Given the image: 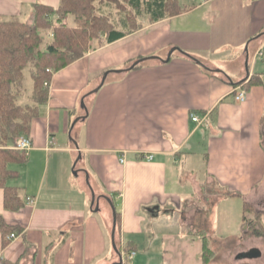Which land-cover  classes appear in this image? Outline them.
Wrapping results in <instances>:
<instances>
[{
    "label": "crops",
    "instance_id": "obj_1",
    "mask_svg": "<svg viewBox=\"0 0 264 264\" xmlns=\"http://www.w3.org/2000/svg\"><path fill=\"white\" fill-rule=\"evenodd\" d=\"M33 2L57 8L60 0H0V16L24 19L27 10L29 20ZM178 3L179 12L159 20L145 13L141 27L52 71L48 97L23 133L31 147L0 172V214L23 227L7 243L0 231V261L117 264L106 195L116 209L117 245L132 242L135 254L141 233L154 231L159 218L173 221L161 240L164 264H204L203 235L209 243L218 228L213 247L232 233L241 234L234 244L255 238L244 235L243 203L264 204V0ZM151 55L157 57L112 70ZM106 70L103 85L90 93ZM240 86L246 88L242 101L235 98ZM82 97L88 112L70 130L86 113ZM74 130L76 140L69 137ZM6 146L15 148L14 141ZM208 185L220 191L212 218L200 200ZM6 186L16 187L19 208L5 206ZM229 203L240 204L234 230L223 207Z\"/></svg>",
    "mask_w": 264,
    "mask_h": 264
},
{
    "label": "trees",
    "instance_id": "obj_2",
    "mask_svg": "<svg viewBox=\"0 0 264 264\" xmlns=\"http://www.w3.org/2000/svg\"><path fill=\"white\" fill-rule=\"evenodd\" d=\"M32 22L19 15L0 16V172L8 171L7 161L25 154L17 148L7 147L10 142L27 133L31 119L39 104L48 97V86L53 70L84 56L89 49L103 42H112L142 26L141 16L159 20L181 9L178 0H60L57 8L33 2ZM72 18V23L69 21ZM48 31V34L46 32ZM105 35V40H103ZM28 67L33 79L31 100L22 103L25 74ZM46 82V83H45ZM5 206L19 208L23 199L15 186H6ZM248 201L243 203L244 235L256 234L264 238L261 215ZM249 210L253 216L248 218ZM23 227L8 223L0 214V231L7 243L9 234ZM202 258L208 264L213 253L206 235H203ZM119 249L133 250L128 242ZM0 264H19L2 259ZM250 264V263H246Z\"/></svg>",
    "mask_w": 264,
    "mask_h": 264
},
{
    "label": "rangeland",
    "instance_id": "obj_3",
    "mask_svg": "<svg viewBox=\"0 0 264 264\" xmlns=\"http://www.w3.org/2000/svg\"><path fill=\"white\" fill-rule=\"evenodd\" d=\"M182 3L183 2H193L195 0H180ZM27 10L24 11L22 13V17L24 18V20H28L27 17ZM31 17L29 18L28 22H32L33 20V16H34V9L32 8V12H31ZM46 34H48V31L46 32ZM92 49H89V51ZM88 51V52H89ZM87 52V53H88ZM24 74H25V80H24V86L22 87V95L19 97V101L24 103L26 102L29 97V95L32 92V86H33V82H32V78L30 75V70L28 67L25 68L24 70ZM29 101V100H28ZM81 104V102H80ZM76 118V117H75ZM74 118V119H75ZM74 119L71 121V125L72 122L74 121ZM78 130V128H77ZM77 130H74L72 134H69V137L73 138L76 140V134H77ZM76 145V144H75ZM78 153L75 155L74 159H73V164L75 162V159L77 158ZM76 169L78 167H75ZM71 172L73 175H76L77 172L74 171V169L71 167ZM207 188L204 189V191H202V193H200V200H201V205H203V211L208 212L212 218V207H213V202L218 198L220 191H214L215 187L214 185H210L206 186ZM217 190V189H216ZM219 192V193H218ZM252 206V209L254 210H261L260 208H263L264 204H253L251 202H249ZM226 206H229L226 209ZM240 204L239 203H229L228 205L223 206L225 211H228V215H229V219L228 221L231 222L229 224V228H232L233 226V230H234V217L240 212ZM259 207V208H257ZM216 209V208H215ZM214 209V210H215ZM222 209V208H221ZM253 216V211L249 210L248 212V218ZM173 223V221H168L166 220V218H159L158 223L156 225V227L154 228V231H150L149 233L144 232L140 234V237L143 238L142 241H139V246L137 247V253L135 255H133V257L128 260L129 264H164L165 260L164 257L162 255L163 251L161 248V240L163 237V231L164 228H166L167 226H171V224L169 223ZM243 225L245 227V229H247L246 223L243 221ZM213 229L218 228V226H212ZM244 229V230H245ZM219 228L216 230L215 235H213L212 237H208L209 238V247L212 248L213 253L211 255V260L208 264H246V263H250V264H264V238H261V235H256V234H252V235H256L258 237L255 236V238L253 237H244L243 241L241 240L239 243H235V239L238 237H241V234L239 235V233L237 235H235L234 233L229 234L228 236V241H224L222 243H217L216 247L214 246V241L212 240L213 237L218 236ZM260 236V237H259ZM221 237V236H219ZM116 242L118 243V234L116 231ZM151 245L150 248H148V246ZM250 245H256L257 247H259L262 250V255L260 256H256L253 258H249V257H245V258H238L235 259L236 254L238 253V251H240L241 249H248ZM231 250V251H230Z\"/></svg>",
    "mask_w": 264,
    "mask_h": 264
},
{
    "label": "water",
    "instance_id": "obj_4",
    "mask_svg": "<svg viewBox=\"0 0 264 264\" xmlns=\"http://www.w3.org/2000/svg\"><path fill=\"white\" fill-rule=\"evenodd\" d=\"M245 49L247 50V53H246V59H245V66L246 68L248 69V45H246ZM175 50V47H172L169 52L167 53V56L165 58H161L162 60H168L172 54V52ZM184 54L190 56L191 58H193L197 63H199L200 65L206 67V68H209L207 65H205L204 62H202L199 58L193 56L192 54L186 52V51H183ZM149 57H157L156 55H151V56H148V57H140L136 60H134L130 65L124 67V68H116V69H112V70H115L117 72H121V71H126V70H129L131 68H133L135 65H137L138 63H140L141 61L149 58ZM160 58V57H159ZM109 70H106L104 71L102 77H101V81L99 82V84L94 87L93 89H91L89 92L90 93H93V92H96L102 85L103 83L105 82V79H106V76L108 74ZM81 106L84 107L85 109V114L84 115H81L80 117H77L73 122H72V125H71V128L70 130L72 129V127L74 126L75 122L79 119V118H84L88 112V107L85 103V99L84 97H82L81 99ZM75 144L78 145L77 141H75ZM81 157V153H79L78 155V158ZM74 171H76L74 169ZM87 182L89 184V187L91 189V195H92V199H91V202L92 204L96 202V206H95V209L97 210L98 209V197L96 196V193L93 189V187L91 186L90 182H89V176H88V173H87ZM106 200L109 202L111 208H112V212H113V222H112V230H111V242H112V246L114 248V250L116 251V253L118 254V261H117V264H122V261H123V256H122V252L120 251L118 245H117V242H116V227H117V214H116V209H115V206H114V203L112 201V199L109 197V196H105ZM262 254V251L260 248L258 247H251L250 249L246 250V251H242L240 252L237 256L238 257H256V256H259Z\"/></svg>",
    "mask_w": 264,
    "mask_h": 264
},
{
    "label": "built area",
    "instance_id": "obj_5",
    "mask_svg": "<svg viewBox=\"0 0 264 264\" xmlns=\"http://www.w3.org/2000/svg\"><path fill=\"white\" fill-rule=\"evenodd\" d=\"M46 83V82H45ZM235 98L239 101H242L246 98V88L243 87V86H240L237 90V92L235 93ZM191 118L195 121H203V118L195 113V112H192L191 113ZM31 144H32V140L31 138L29 137V135L27 134H21L19 136H17L14 140V147L21 150V151H24V152H27L28 149L31 147ZM153 157V154H147L145 155V158L146 159H151ZM121 160H123V158H121ZM28 199L31 201L32 198L31 197H28ZM16 236V233L15 232H11L9 234V238H13ZM135 254V251L132 250V251H129L128 253H126L125 255H122L123 257H132L133 255Z\"/></svg>",
    "mask_w": 264,
    "mask_h": 264
}]
</instances>
